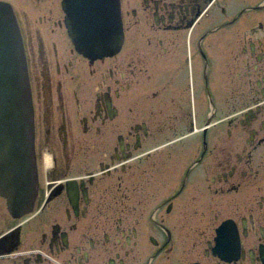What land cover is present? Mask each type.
<instances>
[{
	"label": "flooded vegetation",
	"instance_id": "obj_1",
	"mask_svg": "<svg viewBox=\"0 0 264 264\" xmlns=\"http://www.w3.org/2000/svg\"><path fill=\"white\" fill-rule=\"evenodd\" d=\"M119 1L123 40L90 59L65 0H0L36 165L30 213L0 196V264H264V0Z\"/></svg>",
	"mask_w": 264,
	"mask_h": 264
},
{
	"label": "water",
	"instance_id": "obj_2",
	"mask_svg": "<svg viewBox=\"0 0 264 264\" xmlns=\"http://www.w3.org/2000/svg\"><path fill=\"white\" fill-rule=\"evenodd\" d=\"M4 8L13 15L0 3V11ZM3 16L0 19V195L7 200L13 215L23 216L30 213L35 196L33 107L28 75H24L23 65L14 56L15 47L20 46L17 20L14 15V18ZM4 48L8 49V56L3 54ZM5 93H11L12 97Z\"/></svg>",
	"mask_w": 264,
	"mask_h": 264
},
{
	"label": "bare ground",
	"instance_id": "obj_3",
	"mask_svg": "<svg viewBox=\"0 0 264 264\" xmlns=\"http://www.w3.org/2000/svg\"><path fill=\"white\" fill-rule=\"evenodd\" d=\"M3 4L13 13L8 4ZM65 8L68 15L67 24L70 29V36L78 49L81 48L86 52H93L94 48L99 50L113 49L123 40L119 0H65ZM3 14L9 17L14 15L5 8L0 11V19L4 18ZM5 19L7 18L5 17ZM16 29L20 46L15 47L14 56L17 59L15 61L19 63L20 60L21 65H23L21 67L24 68V75L27 76V61L18 24ZM3 54L8 56L7 48H4ZM22 77V81H24L23 73ZM5 95L12 97L11 93H5ZM236 254L237 257L241 256L239 251Z\"/></svg>",
	"mask_w": 264,
	"mask_h": 264
},
{
	"label": "rangeland",
	"instance_id": "obj_4",
	"mask_svg": "<svg viewBox=\"0 0 264 264\" xmlns=\"http://www.w3.org/2000/svg\"><path fill=\"white\" fill-rule=\"evenodd\" d=\"M72 41L74 42L73 39H72ZM78 51H80V53H82L84 56H86V57H88L90 59H100V58H104V57H110V56L115 55V53H116V49H114V48L113 49L110 48L108 50H99V49L94 48L93 52H90V51L86 52V51H83L81 48H79ZM28 79H29V74H28ZM223 82L221 81V84L218 87V92H219V95L221 97H222L223 94L228 93V87H229V85L224 84ZM29 86H30V88H29L30 89V98H31L32 107H33V110H34L33 96H32V87H31L30 79H29ZM203 109H205L204 104H203ZM33 121H34V115H33Z\"/></svg>",
	"mask_w": 264,
	"mask_h": 264
}]
</instances>
